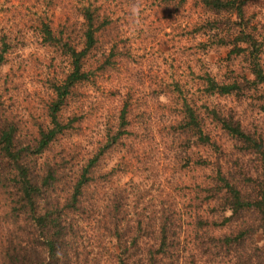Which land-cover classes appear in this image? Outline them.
I'll use <instances>...</instances> for the list:
<instances>
[{"label": "rangeland", "instance_id": "obj_1", "mask_svg": "<svg viewBox=\"0 0 264 264\" xmlns=\"http://www.w3.org/2000/svg\"><path fill=\"white\" fill-rule=\"evenodd\" d=\"M82 1L87 0H0V51L1 40L6 45L0 65V111L7 122L16 125L22 141H34L39 129L49 127L53 88L70 72V61L61 53L60 44L44 41L42 24L53 22L61 42L69 35L70 42L80 47L76 7ZM100 3L114 13L113 25L98 49L90 52L89 81L76 86L59 113L61 121L72 120V129L56 139L40 156V163L58 164L72 182L82 166L98 157L86 201L100 199L103 208L114 188L120 187L127 215H139L143 221L154 217L161 203L169 205L163 196L174 197L183 214L184 238L192 244L195 238L207 236L205 224L194 214L228 217L230 211L226 204L213 208L210 194L203 192L213 171L201 162L219 157L176 128L185 106L219 145L220 164L229 174L230 184L242 191L247 188L251 196L248 179L260 172L255 155L247 154L232 136L222 132L211 115L215 110L232 117L245 132L264 140L263 89L245 86L244 78L253 80L249 61L245 55L231 52L228 45L239 30V20L233 14L211 12L198 0L182 5L170 0ZM137 4L141 7L139 23L131 16V7ZM243 17L246 32L258 42V59L264 66V0H248ZM206 75L220 84H243V89L210 96L205 90ZM124 107L135 135L131 142L122 135L115 145L106 146L125 130L119 119ZM117 166L122 174L116 171L106 176ZM56 196L64 201L66 187H58ZM216 218L212 221L220 226L223 219ZM246 219L251 222L253 218ZM256 241L262 244L260 233ZM107 248L103 264H115V249L112 244Z\"/></svg>", "mask_w": 264, "mask_h": 264}, {"label": "trees", "instance_id": "obj_2", "mask_svg": "<svg viewBox=\"0 0 264 264\" xmlns=\"http://www.w3.org/2000/svg\"><path fill=\"white\" fill-rule=\"evenodd\" d=\"M98 1H82L76 7L81 27L80 47L70 42L69 35L61 42L53 22L42 24L44 41L60 44L61 53L70 61V72L61 85L53 88L55 99L49 108V127L39 129L34 141H22L16 135V125L7 122L0 111V264H103L109 244L115 249L112 256L115 264H264V140L260 135L245 132L232 117L221 116L215 110L211 112L220 130L259 161V174L253 180L248 179L251 196L247 188L242 191L227 181L229 174L220 164L222 151L204 133L201 119L191 108L185 106L182 120L176 126L184 135L195 138L197 145L219 157L213 162H201L213 171L203 192L210 194L209 203L213 208L226 204L230 211L228 217L215 214L201 218L194 214L205 224L207 236L201 240L195 238L192 244L184 238L183 214L174 197L162 195L169 205L161 203L154 217L143 221L139 215H127L126 198L120 187L114 188L103 208L99 205L100 199L86 201L94 184L92 171L98 157L82 166L72 182L66 180L67 175L58 164L40 163V156L56 139L72 129V120L61 121L59 113L76 86L89 81L87 59L113 25L114 13L104 3L97 4ZM170 1L182 5L187 0ZM198 1L211 12L233 14L239 20V30L228 45L232 47L231 52L243 54L249 61L253 80L244 78L245 86H261L264 94V66L258 59L259 45L246 32L243 17L248 0ZM1 44L0 65L6 52L5 41L1 40ZM204 81L210 96L230 95L243 89V84H220L209 75ZM128 114L124 107L119 119L125 130L123 134L118 132L106 146L115 145L122 135L132 141L135 134L129 128ZM122 170L117 166L106 176L116 171L122 174ZM60 186L66 187L64 201L56 196ZM216 216L223 219L220 226L212 221ZM246 216L253 218L251 222ZM228 226V232H221ZM257 233L262 235V244L256 241Z\"/></svg>", "mask_w": 264, "mask_h": 264}, {"label": "clouds", "instance_id": "obj_3", "mask_svg": "<svg viewBox=\"0 0 264 264\" xmlns=\"http://www.w3.org/2000/svg\"><path fill=\"white\" fill-rule=\"evenodd\" d=\"M141 15V7L137 5H133L131 7V16L135 20L136 23H139V17Z\"/></svg>", "mask_w": 264, "mask_h": 264}]
</instances>
